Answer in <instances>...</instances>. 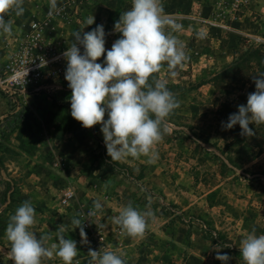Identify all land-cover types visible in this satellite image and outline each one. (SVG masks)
Listing matches in <instances>:
<instances>
[{
    "label": "rangeland",
    "instance_id": "obj_1",
    "mask_svg": "<svg viewBox=\"0 0 264 264\" xmlns=\"http://www.w3.org/2000/svg\"><path fill=\"white\" fill-rule=\"evenodd\" d=\"M161 2L164 14L182 25L173 34L190 59L175 78L166 65L155 74L180 106L167 118L153 164L146 157L112 161L102 126L87 129L72 118L65 79L63 53L74 42L73 33L103 25L110 50L121 37L114 25L131 0H57L61 10L51 17L50 0H24L22 15L5 17L12 33L0 32V67L25 44L33 23L41 29L45 56L60 57L33 84L42 87L39 92L9 96L0 91V264H14L5 229L25 201L36 211L31 230L38 238L52 237L46 246L57 242L61 225L65 237L77 242L74 264H89L94 241L85 232L87 242H82L71 221L92 211L96 200L103 206L97 214L106 245L125 254L126 264H224L215 258L217 250L229 255L227 264H244L242 239L253 229L264 234V124H250L255 133L250 137L241 135L239 124L222 127L255 92L258 62L220 77L249 49L264 46V0ZM92 16L94 23L86 26ZM78 47L83 54V46ZM97 62L103 64L104 57ZM63 188L74 194L68 207L59 205ZM129 202L153 213L143 237H128L113 223ZM43 264L62 261L53 257Z\"/></svg>",
    "mask_w": 264,
    "mask_h": 264
},
{
    "label": "clouds",
    "instance_id": "obj_2",
    "mask_svg": "<svg viewBox=\"0 0 264 264\" xmlns=\"http://www.w3.org/2000/svg\"><path fill=\"white\" fill-rule=\"evenodd\" d=\"M23 5L24 0H0V32L12 33V24L5 17L13 12L22 15ZM60 10L57 0H50L48 15L54 16ZM94 21L92 16L86 26ZM114 30L121 37L107 51L103 25L83 35L82 30L73 33L74 42L63 53L67 62L65 79L71 89V116L87 129L102 126L107 155L112 161L146 157V163L153 164L158 159L156 146L163 139L167 118L180 106L166 83L155 74L166 65L169 77L175 78L178 69L189 61L185 45L173 34L181 31L182 25L164 14L161 0H131V8L121 12ZM197 35L203 38L202 33ZM78 45L83 46V54ZM101 57L103 64L97 62ZM254 83L256 90L248 94L246 105H239L238 112L230 114L227 123L222 122L225 130L239 124L241 135L250 137L255 135L250 124H264V73L254 76ZM102 210L101 202L94 201L91 214ZM35 216L30 201L23 202L10 215L5 229L9 259L14 264H43L45 259L58 257L62 264H74L79 253L77 242L65 237L66 229L61 225L55 233L57 242L46 246L52 237L38 238L31 230ZM150 218L152 212L140 211L129 202L113 217V223L122 234L140 238L145 235ZM71 223L74 229H80L82 242L86 243L81 220L74 217ZM239 250L244 264H264V234L256 235L253 229L242 239ZM88 254L89 264H126L125 254L116 251L89 249ZM215 258L224 264L231 259L219 250Z\"/></svg>",
    "mask_w": 264,
    "mask_h": 264
},
{
    "label": "built area",
    "instance_id": "obj_3",
    "mask_svg": "<svg viewBox=\"0 0 264 264\" xmlns=\"http://www.w3.org/2000/svg\"><path fill=\"white\" fill-rule=\"evenodd\" d=\"M246 2L247 0H241ZM42 32L37 23L31 25V34L27 36L25 44L14 53L12 59L0 67V91L14 96L17 93L27 94L29 90L39 92L41 86H35L42 78L43 71L46 66L56 62L60 55L46 57L44 53ZM74 199V194L70 188H63L59 197V205L68 207ZM91 210L80 213L81 222L84 231L90 232L94 244L93 250L103 252L112 250L106 245V235L104 230L100 228L99 214L92 215ZM91 260V259H90Z\"/></svg>",
    "mask_w": 264,
    "mask_h": 264
},
{
    "label": "trees",
    "instance_id": "obj_4",
    "mask_svg": "<svg viewBox=\"0 0 264 264\" xmlns=\"http://www.w3.org/2000/svg\"><path fill=\"white\" fill-rule=\"evenodd\" d=\"M264 46L261 45V47H253L249 49L245 55H243V59L240 61H236L232 66L228 67L221 75L220 77H225L226 75H233L235 73V69L239 66L246 65L250 66V64L253 62V60L257 61V71L255 72V75H260L261 73H264Z\"/></svg>",
    "mask_w": 264,
    "mask_h": 264
}]
</instances>
